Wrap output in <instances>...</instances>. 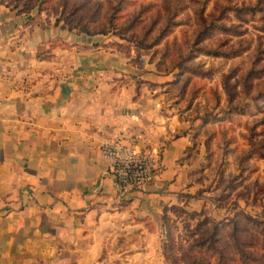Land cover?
Returning a JSON list of instances; mask_svg holds the SVG:
<instances>
[{"label": "crops", "instance_id": "crops-1", "mask_svg": "<svg viewBox=\"0 0 264 264\" xmlns=\"http://www.w3.org/2000/svg\"><path fill=\"white\" fill-rule=\"evenodd\" d=\"M28 17L0 3V264H110L116 239L152 244L116 255L158 264L165 212L196 189V126L144 57ZM115 136L160 152L146 192L120 194L100 149Z\"/></svg>", "mask_w": 264, "mask_h": 264}, {"label": "rangeland", "instance_id": "rangeland-1", "mask_svg": "<svg viewBox=\"0 0 264 264\" xmlns=\"http://www.w3.org/2000/svg\"><path fill=\"white\" fill-rule=\"evenodd\" d=\"M0 3L20 8L33 16L28 17L32 22L57 20L81 33L106 36L134 57H144L167 80L163 88L177 120L196 126L197 144L206 146V152L194 154L196 189L193 198L165 212L167 220L164 225L162 219L154 243L161 250L155 262L186 264L204 258L218 264L217 253L198 245L218 226V247L226 264H264V232L244 219L264 222V0ZM207 27L210 34L196 46L198 32ZM231 52L238 54L227 55ZM197 154L203 155L201 161ZM237 217L242 228L235 242L231 233ZM144 247L153 246L146 242L140 248L116 239L108 245L113 253L107 259L110 264H133L132 256L116 251Z\"/></svg>", "mask_w": 264, "mask_h": 264}, {"label": "built area", "instance_id": "built-area-1", "mask_svg": "<svg viewBox=\"0 0 264 264\" xmlns=\"http://www.w3.org/2000/svg\"><path fill=\"white\" fill-rule=\"evenodd\" d=\"M109 162L110 174L120 188V194L146 192L160 170L158 149H141L128 144L122 136L106 139L100 146Z\"/></svg>", "mask_w": 264, "mask_h": 264}, {"label": "trees", "instance_id": "trees-1", "mask_svg": "<svg viewBox=\"0 0 264 264\" xmlns=\"http://www.w3.org/2000/svg\"><path fill=\"white\" fill-rule=\"evenodd\" d=\"M254 11L255 10H252L251 12H254ZM239 12H242V10H240ZM169 27H170L169 25L166 26V28L163 31L166 32L169 29ZM210 30H212V28L207 27L205 29V31L204 30L203 31L200 30L198 32L197 38L195 40V45L196 46H198L199 44L202 43V41H204V39L210 34ZM228 31H230V30H228ZM87 34L88 35H94L95 33H91L89 31H87ZM200 51H204L205 53L208 54V51L203 50V48ZM231 54L237 55L238 53L237 52H233V53L231 52L230 54H227V55L230 56ZM197 215L198 214H195L194 216H197ZM162 219H163L164 225H165V222H166L167 218L164 217ZM244 219H245L246 222H249V223L254 224V226L256 227V229L262 230V232H264V228L260 229L261 228V225L262 224L264 225V222H260L259 220L257 221V220H254V219H251V218H248V217H246ZM239 221L240 220L237 217V219L234 222H232L233 226H232L231 236H232V238L235 239V242L238 241V235H239V232H241V228H242V226L239 224ZM249 223H247V224H249ZM219 231H220V227L215 226L213 228V231H212L211 235L208 238H206V239L202 238V239L198 240V245L200 247L207 246V249H209L210 251H213L214 253H217L219 255L218 264H226L227 262L224 261L225 260V256L222 254L221 249L218 247V242L220 241V239L218 238ZM170 244L171 245H174V241L172 240L170 242ZM240 253H242L243 255H245V253L242 250H240ZM245 263L248 264V262H245ZM186 264H212V263L207 262L206 260H204V258H193L190 261H188Z\"/></svg>", "mask_w": 264, "mask_h": 264}]
</instances>
